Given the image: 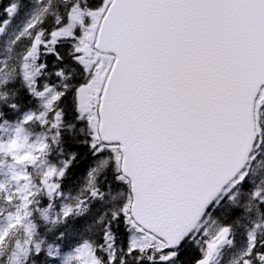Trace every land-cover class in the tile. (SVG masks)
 I'll list each match as a JSON object with an SVG mask.
<instances>
[{
	"label": "snow or ice",
	"instance_id": "snow-or-ice-1",
	"mask_svg": "<svg viewBox=\"0 0 264 264\" xmlns=\"http://www.w3.org/2000/svg\"><path fill=\"white\" fill-rule=\"evenodd\" d=\"M0 264H264V0L0 6Z\"/></svg>",
	"mask_w": 264,
	"mask_h": 264
},
{
	"label": "trees",
	"instance_id": "trees-1",
	"mask_svg": "<svg viewBox=\"0 0 264 264\" xmlns=\"http://www.w3.org/2000/svg\"><path fill=\"white\" fill-rule=\"evenodd\" d=\"M7 2H8V0H0V6H3V5H5V4H7ZM51 59V58H50ZM81 151H84V149H80ZM81 171H82V169H81ZM193 254H195V253H193Z\"/></svg>",
	"mask_w": 264,
	"mask_h": 264
}]
</instances>
